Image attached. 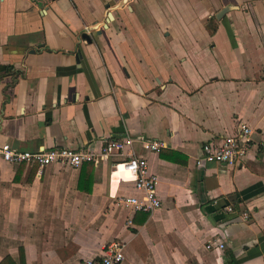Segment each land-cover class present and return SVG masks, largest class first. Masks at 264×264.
Masks as SVG:
<instances>
[{"label": "crops", "instance_id": "0c3cea01", "mask_svg": "<svg viewBox=\"0 0 264 264\" xmlns=\"http://www.w3.org/2000/svg\"><path fill=\"white\" fill-rule=\"evenodd\" d=\"M242 124L240 165L196 166ZM126 135L165 143L135 147L160 208L119 206L140 194L110 163L0 158V262L81 264L122 243L121 264H264V0H0V146L97 150Z\"/></svg>", "mask_w": 264, "mask_h": 264}, {"label": "built area", "instance_id": "2783aa9c", "mask_svg": "<svg viewBox=\"0 0 264 264\" xmlns=\"http://www.w3.org/2000/svg\"><path fill=\"white\" fill-rule=\"evenodd\" d=\"M252 130L245 124L239 126L237 133L226 136L218 143L205 144L202 155L195 162L200 167L203 163L223 166H235L242 163L251 145ZM136 145L145 152L157 154L165 143L146 138L135 139L129 135L121 139L104 141L100 149L72 151L69 149H49L36 152H20L8 144L0 146V158L5 163L13 165H36L39 169L57 165L78 169L84 163H110L112 173L121 169L128 174V180L139 192V197L128 196L117 198V204L130 213H153L161 206L157 194L159 177L149 172L147 160L135 152ZM240 165V164H239ZM121 181H126L122 180ZM227 212H233L231 208ZM244 220L248 213H242ZM223 243H209L207 250H224ZM124 244L118 243L108 247V250L99 259L84 260L81 264H121L124 261Z\"/></svg>", "mask_w": 264, "mask_h": 264}, {"label": "water", "instance_id": "95a60500", "mask_svg": "<svg viewBox=\"0 0 264 264\" xmlns=\"http://www.w3.org/2000/svg\"><path fill=\"white\" fill-rule=\"evenodd\" d=\"M226 12H227V8L222 9V10L218 13L217 17H221V16L224 15ZM109 18H111L110 15H108V18H107L108 20H107V21H109ZM107 23H108V22L105 23V25H104V29L107 28ZM80 38L83 39V40H85L88 44L92 42L91 39H90V37H89V35H88L87 33H82L81 36H80ZM31 52H34V51H31ZM78 59H79V55H77V60H78Z\"/></svg>", "mask_w": 264, "mask_h": 264}, {"label": "trees", "instance_id": "16d2710c", "mask_svg": "<svg viewBox=\"0 0 264 264\" xmlns=\"http://www.w3.org/2000/svg\"><path fill=\"white\" fill-rule=\"evenodd\" d=\"M0 264H24V258L23 255H19V259L17 262H14L13 259L9 258V257H5Z\"/></svg>", "mask_w": 264, "mask_h": 264}]
</instances>
